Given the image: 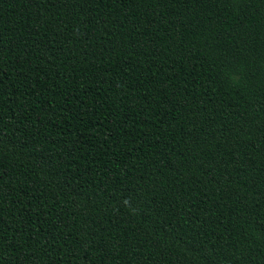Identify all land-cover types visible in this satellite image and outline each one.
I'll use <instances>...</instances> for the list:
<instances>
[{
	"label": "trees",
	"instance_id": "16d2710c",
	"mask_svg": "<svg viewBox=\"0 0 264 264\" xmlns=\"http://www.w3.org/2000/svg\"><path fill=\"white\" fill-rule=\"evenodd\" d=\"M0 264H264V0H0Z\"/></svg>",
	"mask_w": 264,
	"mask_h": 264
}]
</instances>
